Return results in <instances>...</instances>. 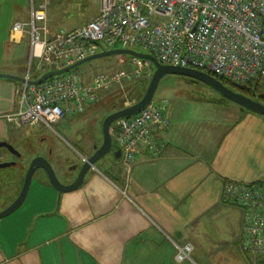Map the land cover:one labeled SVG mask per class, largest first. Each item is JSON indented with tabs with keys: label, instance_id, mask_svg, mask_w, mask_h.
Wrapping results in <instances>:
<instances>
[{
	"label": "crops",
	"instance_id": "1",
	"mask_svg": "<svg viewBox=\"0 0 264 264\" xmlns=\"http://www.w3.org/2000/svg\"><path fill=\"white\" fill-rule=\"evenodd\" d=\"M30 4L31 0H23L11 8L16 10L15 17L10 16L11 40L14 22L29 20ZM48 25L59 29L51 23L49 9ZM24 38L15 42L18 49L14 51L5 47L0 62L10 67L0 68V73L26 74ZM21 87L20 81L0 77V140H13L20 147L30 130L22 134L25 125L15 128L6 115L18 109ZM262 118L242 115L223 134L198 125L182 127L188 124L182 121L172 125L170 118L169 128L154 130L166 144L160 152L140 145L129 170L123 156L110 151L102 165L90 168L81 186L63 193L42 173L31 184L34 192L30 189L19 208L0 219V264H216V223L218 234L239 241L242 227L243 210L223 199L225 183L264 181ZM34 129L31 137L35 138L40 130ZM58 151L54 147L51 153L57 173L70 183L80 168L70 169L68 155L61 158ZM23 177L15 175L9 188L0 192V209L18 196ZM186 242L194 246V261L176 258V243Z\"/></svg>",
	"mask_w": 264,
	"mask_h": 264
},
{
	"label": "built area",
	"instance_id": "2",
	"mask_svg": "<svg viewBox=\"0 0 264 264\" xmlns=\"http://www.w3.org/2000/svg\"><path fill=\"white\" fill-rule=\"evenodd\" d=\"M51 0H31L30 18L16 20L12 40L28 36L29 68L19 89L18 109L6 115L15 126L54 128L68 115L85 110L99 90L134 77H150L152 62L133 57L139 66L112 76L98 74L89 84L74 69L30 83L38 75L61 69L102 50L143 47L163 64L202 69L235 82L264 86V0H100L98 15L71 30L48 25ZM170 124L164 103L151 102L141 111L117 120L113 132L130 170L144 144L160 152L165 142L154 134ZM224 201L243 210L240 245L252 264H264V184L227 181ZM176 258L194 261L191 242L176 243Z\"/></svg>",
	"mask_w": 264,
	"mask_h": 264
},
{
	"label": "rangeland",
	"instance_id": "3",
	"mask_svg": "<svg viewBox=\"0 0 264 264\" xmlns=\"http://www.w3.org/2000/svg\"><path fill=\"white\" fill-rule=\"evenodd\" d=\"M22 1L23 0H0L2 5H4V10L0 11V18L2 17L0 20V60L7 45L11 47L12 51L18 49L16 46L17 44L10 39V26L12 24L10 23V16L13 15V18L15 17L14 14L16 10L11 8L13 5H20ZM98 11H100V0H51V4L49 5L50 21L54 26H59V29H67L83 24L93 18ZM4 13H6V17L3 18ZM26 37L21 43V51L25 56V65L23 66V68L26 67L25 72H27V68H29L27 47L30 44V38L28 36ZM116 48L127 47L119 45ZM132 49L143 53H149L147 49L140 46ZM2 64L3 63L0 62V68L10 67L7 65L3 66ZM138 66L139 64L134 62L131 54L123 53L96 57L81 64L78 69L83 75L86 74L92 78L95 74L100 72H105L112 76L116 72L133 71ZM35 69L36 68L34 67L32 71L33 77L36 75V71H34ZM150 70L152 71L153 76L155 71L153 64L150 65ZM22 74H24V72H21L19 76H23ZM152 76H150V78L140 77L144 79L136 77H134L133 80L125 79L123 81V86L121 84H115L109 88L100 89L98 99L89 101L86 104L87 109L84 114H70L63 121L55 123L53 129L48 127H35L37 129H34V127L25 124L23 129L30 130V134L26 135V143H32L35 147L34 150L37 152L41 151L44 154L49 155L51 161L54 163L55 170L57 167V163L53 156L55 154H48V144L47 146L41 145V140L46 136L55 139V150H60L58 152L61 153V158L65 154L68 155L66 160L67 163L68 160L71 162L78 161V158H81L79 156L81 153L85 157H88L93 151L94 143L101 145L103 142V121L105 115L107 116L114 111L139 101V97L146 92ZM153 102L164 103L166 111L171 118L172 125L179 124L182 121V124L188 123L182 127L191 128V125H198L204 128V131L209 129L213 131L216 129L218 132L221 131V134L225 131L226 126L228 127L229 125L235 124L242 115L254 114L259 119L262 117V119H264L263 115L244 109L238 103L227 98L210 83L195 77L177 73H167L162 76L154 95ZM22 127L23 126L15 128ZM169 127L170 125L168 128ZM32 129L40 130V133L35 132V138L31 137L33 136L31 133ZM97 137L99 138V141ZM4 148L5 147H1L0 151ZM26 150L24 151L25 154L20 161V165L0 168V178H3V176H9L4 182H1L0 180V183L2 184L0 186V192H2L3 189L9 188V183L11 184L10 181L12 178L14 179L15 175L21 174L25 177L30 162L35 157L34 152H28ZM4 151L7 153L9 150ZM6 155L13 157L11 154ZM107 155H109V153L105 156ZM104 157H102L98 163L100 162L101 164ZM42 173H44V170L42 169H39L35 173L32 180L33 184L36 183ZM62 179L68 180L64 177H62ZM31 191L32 193L34 192V186H32ZM1 198L2 195L0 193V199ZM234 217L235 221H239V216L235 214ZM218 226L219 224L216 223V264H252L251 257L242 252L240 241L235 239V237L231 238L224 234H218Z\"/></svg>",
	"mask_w": 264,
	"mask_h": 264
},
{
	"label": "water",
	"instance_id": "4",
	"mask_svg": "<svg viewBox=\"0 0 264 264\" xmlns=\"http://www.w3.org/2000/svg\"><path fill=\"white\" fill-rule=\"evenodd\" d=\"M123 53L131 54L132 57H138V58H141L143 61H150L154 64L155 71H154V74L151 78L149 86L145 94L143 95V97L139 101L129 106L123 107L117 111H114L108 114L104 118L103 142L101 145L96 146V150L92 155L85 158V163L81 167L74 181L70 183L62 182L54 168L53 163L45 155L35 156L31 160L30 165L27 169L24 182L22 185V189L19 195L11 204H9L5 209L0 211V219L14 212L24 202L30 190L33 177L39 169L44 170V175H46V177L48 178L52 186L55 187L60 193L73 190L81 186L90 168L95 166L97 161H99L107 153L113 150L112 149L113 147V136H112L113 122H115L117 119L121 117L131 116L141 111L147 105H149L154 98V95L156 93V90L158 88V85H159V82L162 76L167 73L183 74V75L195 77L203 81H206L210 83L211 85H213L214 87H216L220 92H222L230 100L238 103L239 105H241L242 107L250 111L264 115V103L263 102L253 97H250L248 95H245L239 91H236L235 89L226 85L221 79H219L212 73L202 70V69L193 68V67L163 64L152 53H143V52L136 51L135 49H132V48H110V49L102 50L96 54L88 56L87 58L83 60L77 61L76 63L70 66H67L61 69L48 70L45 73L41 74L40 77H37L35 79H30L29 82L39 84L50 77L64 74L74 68H77L81 64L87 62L88 60L94 59L96 57H103V56H107L111 54H123ZM0 77L16 80L20 82H24L26 80L25 76H19V75H15L11 73H0ZM1 147L7 148L10 152L18 155L19 157L22 155L21 152L16 150L15 147L7 140H0V148ZM117 148L113 150L115 155L122 157L123 156L122 149L120 147H117ZM12 165H17V161L15 160L14 161H2V159L0 158V168L9 167Z\"/></svg>",
	"mask_w": 264,
	"mask_h": 264
},
{
	"label": "trees",
	"instance_id": "5",
	"mask_svg": "<svg viewBox=\"0 0 264 264\" xmlns=\"http://www.w3.org/2000/svg\"><path fill=\"white\" fill-rule=\"evenodd\" d=\"M75 70L79 71L78 67L75 68ZM81 73V76H82V80L84 81V83L86 84H89L93 81L94 77L98 74H101V73H104L106 74L105 72H100V73H97L95 74L92 78L87 76L86 74L83 75L82 72ZM213 75H215L216 77H218L219 79H221L226 85L230 86L231 88L235 89L236 91H239L245 95H248L250 97H253L255 99H258L259 101L263 102L264 103V86L260 83V82H254V81H247V82H235L229 78H226V77H223V76H220L218 74H214L212 73ZM107 76H110L108 74H106ZM35 76H40V74L38 75V73L36 72V75ZM140 79H144V78H140ZM103 89V88H102ZM145 94V93H144ZM143 97V94L139 97V99H141ZM87 108H85L86 110ZM85 110L78 113V114H73V115H82L85 113ZM169 115V114H168ZM68 117V116H67ZM106 117V115H105ZM104 117V118H105ZM115 124V122L113 123V125ZM169 126V125H168ZM167 127V126H166ZM164 127V128H166ZM164 128H156V130H162ZM157 132V131H156ZM162 141V140H161ZM165 142V141H163ZM117 147H119L117 141H116V138H115V133L113 134V147L112 149H116ZM264 184V181H260ZM193 256V255H192Z\"/></svg>",
	"mask_w": 264,
	"mask_h": 264
},
{
	"label": "flooded vegetation",
	"instance_id": "6",
	"mask_svg": "<svg viewBox=\"0 0 264 264\" xmlns=\"http://www.w3.org/2000/svg\"><path fill=\"white\" fill-rule=\"evenodd\" d=\"M244 108V107H243ZM244 109H246V108H244ZM22 130V134H25V133H27V131L25 130V129H21ZM26 140H27V137H25V138H21V141H22V147H20L21 145H19V144H17V142L15 143V141H13V140H7L8 142H10L14 147H15V149L16 150H18L19 152H21V156L19 157L18 155H16V154H14V153H12V152H10V151H8L7 153H6V151H4V150H8L7 148H4V149H2L1 151H0V158L1 159H3V156L5 155L6 157H9V156H7L6 154H11V155H13L15 158L13 159V160H6V161H17V163L19 162V159H21L22 160V158L24 157V154H25V150L26 151H28V152H31V151H34V146H33V144L31 143V144H29V143H26ZM47 144H48V146H47ZM41 145H46L47 146V151H48V154H51L52 153V151H53V149H54V147H55V145H56V141H55V139L53 138V137H49V136H46L45 138H43L42 140H41ZM96 146L97 145H94V147H93V152L91 153V155L95 152V148H96ZM23 148H24V150H23ZM38 155H45L46 156V154H44L43 152L42 153H38L37 155H35V156H38ZM79 156L82 158H78V161H76V162H72L68 167L70 168V169H72V167H79L80 169H81V167L83 166V164L85 163V156L81 153V154H79ZM90 156V155H89ZM88 156V157H89ZM50 161H51V159L48 157V156H46ZM2 161H4V160H2ZM52 162V161H51ZM20 163V162H19ZM53 163V162H52ZM97 163H98V161H97ZM96 163V164H97ZM54 164V163H53ZM43 170V169H42ZM43 177H44V173H43V175H42ZM46 177V176H45ZM25 178V177H24ZM76 179V178H75ZM74 179V180H75ZM73 180V181H74ZM24 182V181H23ZM22 189V188H21ZM6 208V207H5ZM4 208H1L0 209V211L1 210H3Z\"/></svg>",
	"mask_w": 264,
	"mask_h": 264
},
{
	"label": "clouds",
	"instance_id": "7",
	"mask_svg": "<svg viewBox=\"0 0 264 264\" xmlns=\"http://www.w3.org/2000/svg\"><path fill=\"white\" fill-rule=\"evenodd\" d=\"M153 64V63H152ZM154 65V64H153ZM211 73V72H210ZM152 76V75H151ZM150 78V77H149ZM133 80V79H132ZM100 95V94H99ZM152 102H153V100H152ZM132 116V115H131ZM118 120V119H117ZM117 120L115 121V124H116V122H117ZM114 123V122H113ZM115 124L113 125L112 124V136H113V134H114V132H113V128L115 127Z\"/></svg>",
	"mask_w": 264,
	"mask_h": 264
}]
</instances>
